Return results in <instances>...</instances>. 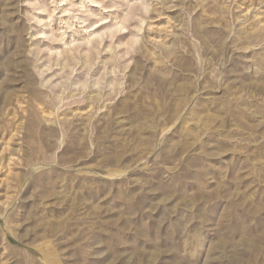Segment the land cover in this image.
Returning a JSON list of instances; mask_svg holds the SVG:
<instances>
[{"label": "rangeland", "instance_id": "obj_1", "mask_svg": "<svg viewBox=\"0 0 264 264\" xmlns=\"http://www.w3.org/2000/svg\"><path fill=\"white\" fill-rule=\"evenodd\" d=\"M0 264H264V0H0Z\"/></svg>", "mask_w": 264, "mask_h": 264}]
</instances>
